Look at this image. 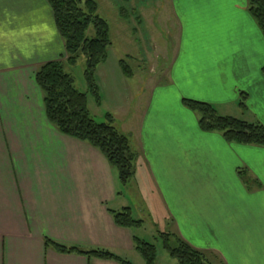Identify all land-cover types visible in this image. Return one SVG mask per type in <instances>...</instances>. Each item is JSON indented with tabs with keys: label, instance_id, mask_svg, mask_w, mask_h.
I'll use <instances>...</instances> for the list:
<instances>
[{
	"label": "crops",
	"instance_id": "0c3cea01",
	"mask_svg": "<svg viewBox=\"0 0 264 264\" xmlns=\"http://www.w3.org/2000/svg\"><path fill=\"white\" fill-rule=\"evenodd\" d=\"M145 11L165 19L155 54L166 65L160 79H140L145 96L128 111L134 125L126 120L118 130L138 153L168 231L224 264H264V147L200 130L196 113L182 103L207 102L220 115L264 125V36L247 0L118 2L125 23L144 25L151 17ZM64 58L46 0H0V264H119L57 252L45 239L145 264L134 248L138 232L117 226L110 213L134 211L116 170L98 149L62 134L46 117L34 75ZM112 73L116 81V74L132 75L120 60ZM156 264L176 261L157 251Z\"/></svg>",
	"mask_w": 264,
	"mask_h": 264
},
{
	"label": "trees",
	"instance_id": "16d2710c",
	"mask_svg": "<svg viewBox=\"0 0 264 264\" xmlns=\"http://www.w3.org/2000/svg\"><path fill=\"white\" fill-rule=\"evenodd\" d=\"M52 10L54 23L65 49L64 60L51 61L41 65L34 79L43 92L44 109L47 119L62 134L87 142L98 149L108 163L117 172L121 185H126L136 173L138 153L131 147L128 137L118 130L110 113L105 121L97 122L89 114L86 93L74 86L72 76L64 70V63L73 65L78 57H84V78L88 89L98 98L95 72L107 58L111 45L109 25L97 14L95 0H46ZM247 9L264 36V0H247ZM94 35L88 36L89 26ZM122 71L129 74V68L120 60ZM264 72V66L262 67ZM247 94L240 93L238 105L246 109ZM182 103L196 113L198 126L204 132H217L226 142L257 145L264 147V125L257 121L220 115L215 107L207 102L184 98ZM248 181L246 173L239 172ZM245 174V175H244ZM117 226L124 228L141 227L143 220L132 216L131 210H110ZM163 248L176 264H224L211 252L195 249L178 234L170 231H158ZM134 248L144 259L145 264H156L157 249L153 243L133 237ZM45 246L60 253H78L88 257L110 259L119 264H132L105 249L82 250L74 246H65L45 239Z\"/></svg>",
	"mask_w": 264,
	"mask_h": 264
},
{
	"label": "rangeland",
	"instance_id": "374dc122",
	"mask_svg": "<svg viewBox=\"0 0 264 264\" xmlns=\"http://www.w3.org/2000/svg\"><path fill=\"white\" fill-rule=\"evenodd\" d=\"M95 1L98 6L97 14L105 19L109 25L111 40L107 52L108 59L102 66L100 64V67L98 66L100 69L98 71L96 69L95 72L98 98L89 91L86 84L84 78L85 62L82 55L73 65L64 63V70L72 76L76 89L86 93L87 108L94 120L103 122L105 121V114L110 113L117 128H121L122 123L126 120V124L128 122V125L132 127L134 125L133 114L131 112L129 116L128 111L134 108L138 99L141 100L145 96L142 93V88L147 83H140V79L143 80L146 76L151 75L160 79L163 76L161 69L166 65V62L163 59L157 61L155 43H158L159 46L161 38L163 39L165 35L163 31L165 19L162 14H158V20H154V16L145 11L146 17L148 14L151 17L144 25H138L134 19L125 23L118 14V2L120 0ZM128 23L133 25H128ZM132 26H135V32H133ZM87 34L90 37L94 35L92 25L89 26ZM119 60L125 62L132 75L126 77L120 73L116 74L118 77V81H116L112 69L114 65H118ZM122 187L128 191L125 203L133 207V217L144 221L142 227L133 230L138 232L139 238L153 243L159 253H167L163 248L161 239L157 236L158 231H167L168 225L163 221L166 213L162 202L153 192L152 182L145 168L137 165L135 176Z\"/></svg>",
	"mask_w": 264,
	"mask_h": 264
}]
</instances>
